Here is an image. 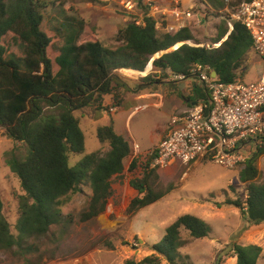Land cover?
I'll return each mask as SVG.
<instances>
[{"label":"trees","instance_id":"trees-1","mask_svg":"<svg viewBox=\"0 0 264 264\" xmlns=\"http://www.w3.org/2000/svg\"><path fill=\"white\" fill-rule=\"evenodd\" d=\"M201 4L214 11L226 7L224 0H201ZM52 6L74 10L67 2L0 0V128L16 145L26 148L24 157L17 156L14 149L5 155L23 194L18 196L16 234L3 215L0 195V252L33 251L35 245L27 247L30 240L49 237L54 226L68 228L72 220L62 208L83 185L92 194L80 221L88 222L104 213L113 179L122 176L132 150L112 126H104L98 128L97 139L109 147L108 151L86 154L85 136L74 112L91 107L109 113L111 107H123L127 87L120 76L123 72L144 74L152 65L157 72L171 70L187 75L194 64H202L210 66L221 82L232 83L242 78L254 51L248 30L238 22L225 21L219 26L215 43L206 46L195 41L189 27L158 31L153 19H147L146 26L133 21L125 24L115 36L118 46L109 49L96 38L80 41L82 23L63 21L56 33L43 31V12ZM59 38L64 40L60 46ZM145 79L154 77L147 75ZM194 92L197 100L208 98L203 86ZM107 97L112 101L109 105L105 104ZM262 153L264 145L240 169L239 179L246 184L245 200L226 201L238 208L250 225L264 223V180L257 182V160ZM72 157L82 158L72 166ZM152 159L151 154L141 176L130 181L138 196L130 201L129 214L159 202L172 190L159 189V170L149 168ZM138 166V158L133 157L127 171L132 173ZM182 231L194 240L208 239L212 227L198 216H179L166 228L161 241L153 244V256L143 263L165 260L168 264H195L181 251L187 245ZM261 253L257 245L232 243L225 258L233 255L235 264H257ZM27 264L38 262L30 260ZM212 264L227 263L217 259Z\"/></svg>","mask_w":264,"mask_h":264},{"label":"rangeland","instance_id":"rangeland-1","mask_svg":"<svg viewBox=\"0 0 264 264\" xmlns=\"http://www.w3.org/2000/svg\"><path fill=\"white\" fill-rule=\"evenodd\" d=\"M47 1H59L61 4L67 2L74 10L67 12L62 6L47 8L43 12V31L56 33L63 21L82 23L83 33L80 41L96 38L109 49L118 46L119 43L115 40L117 32L135 18L124 9L123 2L128 0ZM131 1L139 4V10L143 0ZM182 1L186 5L195 3V14L189 22V28L199 44L213 45L219 26L225 21L232 23L231 15L235 6L214 11L203 6L201 0ZM63 42V38H59L57 44L60 46ZM13 51L18 52L15 48ZM263 69V59L253 51L242 81L256 82ZM156 73L157 69L152 65L144 74L123 72L120 76L127 86L123 93L124 104L113 115L91 107L74 112L81 120L86 154L98 150L103 153L108 151L109 147L98 141L97 130L100 127L112 126L128 141L132 156L139 161L138 169L130 173L127 168L133 157L125 160L122 176L113 179L112 195L104 213L91 221H80V215L87 208L92 194L91 189L83 185L81 191L72 195L62 208L64 215H69L72 220L68 228L54 226L49 237L30 240L27 247L35 245L37 249L33 247V251L14 249L11 252H0V264H27L30 260L38 264L74 263L76 259H80L83 264H144L143 260L154 254L153 244L161 241L166 228L179 216L191 214L200 217L202 213L211 217L210 222L205 220L212 227L210 237L194 240L186 231H182L187 245L181 251L191 255L195 264H212L217 259L227 261V264L232 262L223 258L227 249L218 254L216 249L225 240L234 237V229L240 221L244 222L240 210L226 204L228 200L246 198V184L239 179L240 169H225L207 160L189 166L177 163L176 170L158 171L159 189L172 190L159 202L135 214L128 213L130 201L138 196V192L130 186V181L141 176L142 168L157 145L161 133L167 131L172 116L180 113L178 107L179 101H182L181 97L191 99L193 89L202 87L196 78L181 81L176 85L165 83L157 79ZM147 75L153 76L154 80L147 81ZM107 98L109 99H106V102L111 104V98ZM13 149L19 157L26 154L25 146L16 145L0 128V195L3 201V215L10 223L12 233L16 234L15 224L19 218L18 196L23 192L19 179L6 164L5 155ZM81 158L72 157L70 164L73 166ZM258 167L260 174L257 182L261 183L264 180V166L260 164ZM201 206L203 209L199 208ZM225 224L228 226L225 227ZM242 224L239 233L244 231V223ZM261 227L264 228V224ZM230 244L225 247L228 248ZM160 264L168 263L161 260ZM257 264H264V251Z\"/></svg>","mask_w":264,"mask_h":264},{"label":"built area","instance_id":"built-area-1","mask_svg":"<svg viewBox=\"0 0 264 264\" xmlns=\"http://www.w3.org/2000/svg\"><path fill=\"white\" fill-rule=\"evenodd\" d=\"M226 10L235 6L232 22L248 30L253 50L264 61V0H224ZM127 14L135 16L137 26H146L147 19L155 21L158 31L170 32L189 27L195 14L194 6H185L182 0L124 1ZM208 65L194 64L189 74L171 70L158 71L157 79L177 84L196 78L208 95L191 108L172 116L166 136L152 152L150 169L165 170L173 163L186 166L211 158L217 165L237 170L244 167L249 157L264 145V69L256 82L244 83L237 78L223 83L213 77ZM111 107L109 113H116ZM264 166V153L257 165ZM259 168V167H258ZM48 264H83L80 259Z\"/></svg>","mask_w":264,"mask_h":264},{"label":"crops","instance_id":"crops-1","mask_svg":"<svg viewBox=\"0 0 264 264\" xmlns=\"http://www.w3.org/2000/svg\"><path fill=\"white\" fill-rule=\"evenodd\" d=\"M183 4L185 6H194L195 5V3L194 4H190V5H186L184 2H183ZM195 88H197V87H195ZM194 89H193V94H192L191 99L190 98L189 99H185V97H181V100L182 101H179L180 102V106L178 107L179 112H183V111L191 108L193 105L196 104L197 101H199V100L195 99L197 95H195ZM106 99H109V98H106ZM106 99H105V104L106 105H109V102H106L107 101ZM189 100H191V103H189ZM123 104H124V102H123ZM117 108L119 109V107H117ZM113 114H115V113H112L111 115H113ZM80 124H81V120H80ZM166 134H167V131H163L161 133L160 139H159L157 145L153 149H156L157 148V146L159 145V143L161 142V140L166 136ZM132 157H134V156H132ZM201 162L202 161H199V162H196L195 164L201 163ZM177 163L178 162L173 163L167 169L170 170V171L176 170L177 169L176 167L178 166ZM199 208H202L203 209L202 206L199 207ZM199 216L202 219L210 222V219H211V217H209L210 215H208L206 213H202ZM243 221L244 222H241L240 221L238 223V225L236 226V228L234 229V237H231V238L225 240L223 243H221L219 245V247L216 249L217 254L220 253L221 251H223L224 249H227L225 251L229 252V247L226 248L225 246L226 245H229L230 242H231V244L233 242V243H237V244H240V245H243V246H247V245H257V246H259V247L262 248V253H263V251H264V228H262L261 226L264 223H262L260 225H250L244 218H243ZM242 223H244V231L242 233H239L240 227H243V224ZM224 226L227 227L228 224H225ZM233 238H235V239L232 240ZM225 251H224V253H225ZM262 253H261V256L258 259V261L262 258ZM223 258L224 259L228 258L229 260H232V262L231 263H228V264H235L236 261H237L236 257L233 256V255H231L230 257H226L225 258V255L223 254ZM258 261H257V263H258ZM226 263H227V261H226Z\"/></svg>","mask_w":264,"mask_h":264},{"label":"water","instance_id":"water-1","mask_svg":"<svg viewBox=\"0 0 264 264\" xmlns=\"http://www.w3.org/2000/svg\"><path fill=\"white\" fill-rule=\"evenodd\" d=\"M213 77H216L217 76V73L214 71L213 74H212Z\"/></svg>","mask_w":264,"mask_h":264}]
</instances>
